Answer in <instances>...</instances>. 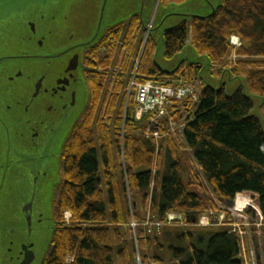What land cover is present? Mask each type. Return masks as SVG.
Returning <instances> with one entry per match:
<instances>
[{"label":"trees","instance_id":"1","mask_svg":"<svg viewBox=\"0 0 264 264\" xmlns=\"http://www.w3.org/2000/svg\"><path fill=\"white\" fill-rule=\"evenodd\" d=\"M183 1L159 0V5ZM144 34L139 15L133 14L107 27L84 50L87 101L62 144L51 201L52 233L40 264H240L237 236L225 225H196L209 211L218 214L220 202L234 198V206L253 222L262 216L260 226L250 229L264 263V130L251 115L254 101L241 85L227 93L225 85L203 84L195 105L176 100L169 106L175 119L192 109L182 141L162 138L156 151L143 134L146 120L136 122L131 101L125 107ZM234 34L243 40L237 54L245 57L227 68ZM156 36L149 33L144 42L139 82L198 76L199 67L190 65L194 72L188 71L183 63L173 74L159 69L153 62ZM187 42L209 59L210 72L220 77L229 69L231 77H241L248 91L262 98L264 120V0H222L213 15L164 31V57L172 58ZM248 201H254L257 213L246 208ZM223 211L224 223H230L231 211ZM65 212L71 214L68 222ZM170 212L181 213L187 228L171 230L172 223L148 232L142 224L146 213L151 221L166 222ZM162 228H168L164 242ZM170 231H176L173 238Z\"/></svg>","mask_w":264,"mask_h":264},{"label":"water","instance_id":"2","mask_svg":"<svg viewBox=\"0 0 264 264\" xmlns=\"http://www.w3.org/2000/svg\"><path fill=\"white\" fill-rule=\"evenodd\" d=\"M155 1L0 0V264H40L43 258L47 245L44 250L40 247L45 217L34 206L33 185L39 178L43 185L47 171L39 166L32 172L22 165V152L37 141L43 140L46 146L50 143L54 149L50 155L58 168L64 132L69 133L87 101L84 50L96 44L107 27L138 14L142 29L157 34L154 64L173 74L189 56H183L185 45L167 59L178 57L171 68L162 67L156 51L161 45L163 55L164 31L183 21L207 18L222 4V0H184L160 5L149 30L147 21ZM190 47V64L209 71V59ZM198 77L214 89L227 80H237L246 96L259 99L251 115L260 119L264 130L262 98L252 95L241 77L233 78L229 69H224L216 87L200 70Z\"/></svg>","mask_w":264,"mask_h":264},{"label":"built area","instance_id":"3","mask_svg":"<svg viewBox=\"0 0 264 264\" xmlns=\"http://www.w3.org/2000/svg\"><path fill=\"white\" fill-rule=\"evenodd\" d=\"M152 24L150 19V24ZM148 34H145L143 43L141 45L140 53L138 58L135 60V66L132 71V74L128 80V84L126 87V100L125 107H127L128 102H132L133 108L132 113L133 117L136 112H141L142 119L136 120V122H142L146 120L147 127L144 130L143 134L146 138H150L155 143V150L158 149V142L162 138L171 137L172 139L177 140L178 142L182 141V132L187 125V123L192 119L190 116V111L182 110L181 116L177 119L173 118L170 114L171 110L169 106L173 101L186 100L191 105H195L199 100L200 93V81L193 77L187 78L185 75L180 76L179 78H167V79H149L143 82H139L136 79V70L137 65L139 63L140 55L144 46V42L147 38ZM229 44L231 47L230 53L227 56V64L226 67L230 68L238 58L245 57V55L237 54V50L243 45L242 39L238 35H231L229 38ZM117 66V65H116ZM216 68L219 66L214 65ZM194 107V106H193ZM124 126V124H123ZM122 126V132H123ZM122 144V141H121ZM122 148V145H121ZM121 162L124 166L125 172V163L123 153L121 151ZM126 173H124V178L126 181ZM234 218L228 225V232L231 234H235L237 236L238 241V256L241 258L240 264H249L247 262V254H246V246L244 241V236L247 234V226L248 228L253 225H259L261 221L258 223L257 221H249L246 215L243 213L238 214L231 212ZM212 212H209L206 215L200 217L198 225H223L224 214H219L213 222L212 220ZM71 214L70 212H65L64 218L68 222ZM210 216V217H209ZM181 219L182 222V214L171 212L167 216L166 222H145V225H152L158 231L160 230L163 224H171L177 219ZM210 219V222L207 220ZM259 220H261V216H259ZM130 225L135 228L136 223L133 219L130 221ZM150 232V228L148 229Z\"/></svg>","mask_w":264,"mask_h":264},{"label":"rangeland","instance_id":"4","mask_svg":"<svg viewBox=\"0 0 264 264\" xmlns=\"http://www.w3.org/2000/svg\"><path fill=\"white\" fill-rule=\"evenodd\" d=\"M209 1L216 2L217 0H209ZM155 6L157 7L156 10L158 12V9H159V6H160L159 5V0H157ZM153 13H154V10L152 11L151 17H149L148 24H150V19H151V22H152V24L149 27V30L153 27L154 21H155ZM141 35L142 34H139V36H141ZM186 48H187L186 49L187 51L183 53V56L184 57L185 56H189V58L183 63V65H185V69L186 70L190 71V70H193V69L190 67V65H191L190 64L191 56L189 55L190 54L189 52H190V48L191 47H190V43L189 42L186 43ZM156 59H157V61L159 62V64L162 67L169 69V68L172 67V65L178 59V57H175V58H173L171 60L165 59L163 57V55H162L161 45H159L158 49L156 51ZM186 66H188V67H186ZM213 68L215 70H217L216 67H213ZM199 70L201 72V75L204 77V79H206L207 81L212 82L215 87L219 85L220 77H218L216 72H214V71L210 72V71L206 70L204 68V66H202V65L198 68V72H199ZM193 72H194V70H193ZM198 72H197V75H198ZM225 80H227V79L225 78ZM236 81L237 80H235V81L227 80V82L225 84L227 93H231L234 90V88L237 87L238 82H236ZM258 102H259V99H255V97H254L255 106L258 104ZM255 106L253 107L251 112L255 111ZM137 114H138L137 112L134 114V118H136ZM136 120H139V119H136ZM66 134H67V131L64 132L62 140H64V138L66 137ZM62 140L58 144L59 148H60V145L62 144ZM42 142H43V140H41V142L37 141V145H33L32 144L29 148H25V150L22 152L23 159H24V161H22V165H26L29 169L32 170V172H35L36 168L39 167V166H41V168H43V166L46 167L47 175H46V177L44 179L43 185H41V186L39 185V183L42 181L41 178L38 179V183L35 182V184L33 185V190L36 191L35 192L36 196L34 198V206L37 207L43 213V215L45 217V227H46V229H44V234H43V236L41 238L42 243H41V247H40V248H43V250H44L45 246L49 242V239H50V236H51V231H52V226H53V221H52V217H51V215H52V213H51V191H52V187L54 186V184L58 181L59 175H58L57 161L55 160L53 155H50V152L53 151L54 149H52V146L50 145V143L48 144V146H46ZM21 188H23V187L21 186ZM129 201H130V199H129ZM234 201H235V199H234ZM234 201H231V202H220L218 204V207L221 208V211L218 214H217V212L215 210L209 211V212L213 213L212 214V219H214L216 217V214L219 215V214L223 213L224 216H225L226 213H225V211H223L224 208L231 209L232 212H234L235 214L236 213L238 214V212H240V211L234 206ZM253 203H254V201H253ZM253 203L248 201L247 205H246V208L247 207H251L254 210V208L252 207ZM254 212L257 213L256 210H254ZM240 214H242V212H240ZM146 215H147V216H145L146 220L144 222H142L143 225H145V222H149L148 221V218H149L148 213H146ZM231 218L232 219L234 218L232 213H231ZM247 218L249 219V221L251 220V218L249 216H247ZM232 219H231V221H232ZM215 220H217V218ZM176 221H178V222L175 223V224H172L171 225L172 227H168V228H170L171 230H176V231H177V229L182 228V227L183 228H187L188 224L185 223L183 221V219H182V222H181L180 218L177 219ZM207 221L210 222V219L207 220ZM257 222L259 223L260 221L257 220ZM260 224L256 225V226L259 227ZM147 226H151V225H147ZM211 226H214L216 229L222 227V226H219V225H211ZM135 227H136V225H135ZM199 227H203V226H198V228ZM168 228H162V230H161L160 237H161V241H163V242H164L165 232H166V230H168ZM246 228H247L246 230L248 232L244 236V241H245V246H246L247 262L249 264H264L263 263V258H262V252L260 250H257L256 243L254 242V239H253L254 232L251 229H249L248 226ZM176 231H170V234H171L172 238H173V236L176 235ZM176 242H178V241L176 239H174L173 243L177 244ZM257 242H258L257 243L258 246L260 247L261 240H259Z\"/></svg>","mask_w":264,"mask_h":264},{"label":"bare ground","instance_id":"5","mask_svg":"<svg viewBox=\"0 0 264 264\" xmlns=\"http://www.w3.org/2000/svg\"><path fill=\"white\" fill-rule=\"evenodd\" d=\"M128 113V112H127ZM138 114L136 115V119H142V114L141 112H137ZM145 137V136H144ZM155 145V144H154Z\"/></svg>","mask_w":264,"mask_h":264},{"label":"flooded vegetation","instance_id":"6","mask_svg":"<svg viewBox=\"0 0 264 264\" xmlns=\"http://www.w3.org/2000/svg\"><path fill=\"white\" fill-rule=\"evenodd\" d=\"M125 21V20H124ZM106 30V29H105ZM83 54H84V52H83ZM82 63H83V56H82Z\"/></svg>","mask_w":264,"mask_h":264}]
</instances>
